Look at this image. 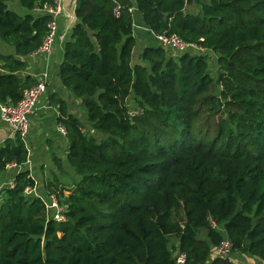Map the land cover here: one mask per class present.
Wrapping results in <instances>:
<instances>
[{"label":"trees","instance_id":"16d2710c","mask_svg":"<svg viewBox=\"0 0 264 264\" xmlns=\"http://www.w3.org/2000/svg\"><path fill=\"white\" fill-rule=\"evenodd\" d=\"M13 1L27 13L9 10ZM193 1L194 13L185 0H77L58 77L85 115L52 100L80 179L71 190L41 181L66 208L57 224L26 193L44 194L41 182L27 170L15 175L1 192L0 264H176L179 252L186 264H235L214 255L225 238L231 253L264 264V0ZM53 3L0 0V38L15 54H0V104H17L36 84L19 76L18 57L41 46L51 17L35 11ZM129 8L153 35L205 54L148 47L132 65ZM27 159L15 135L0 148V173Z\"/></svg>","mask_w":264,"mask_h":264},{"label":"crops","instance_id":"0c3cea01","mask_svg":"<svg viewBox=\"0 0 264 264\" xmlns=\"http://www.w3.org/2000/svg\"><path fill=\"white\" fill-rule=\"evenodd\" d=\"M130 1L135 5V0ZM7 6L9 8L8 3ZM193 6L196 10L194 1ZM131 15L133 16V36L136 39V46L132 52V65H136L141 64L139 57L144 49L156 47L158 43L155 35L144 26L142 16L135 8ZM77 22L75 18L61 12L57 19L58 30L50 54L40 56L30 54L27 57H18L25 63V69L19 73V76L23 79L28 76L35 82L45 79L46 91L39 99L36 109L30 117L29 131L24 142L28 151L27 162L21 166L10 164L4 173H0V193L8 188L9 183L20 171H29L31 176L40 182L44 181L46 174L47 176L53 175L50 178L58 182L60 178L57 177V174H63L71 169L66 161L68 140L63 126L58 124L59 108L54 104L52 97L55 96L63 100L67 104L70 114L83 117L81 100L73 98L71 92L61 85L58 77L59 66L63 60L64 45L70 40L72 27ZM130 104L133 102L131 101ZM14 137L13 130L0 121V148L6 140L14 139ZM40 191L47 193L44 186L40 188Z\"/></svg>","mask_w":264,"mask_h":264},{"label":"built area","instance_id":"2783aa9c","mask_svg":"<svg viewBox=\"0 0 264 264\" xmlns=\"http://www.w3.org/2000/svg\"><path fill=\"white\" fill-rule=\"evenodd\" d=\"M62 0H54L53 5H45L42 9H36V13L46 14L51 17L48 24V33L42 41L41 46L35 50L31 55L40 56L48 55L51 52L54 38L58 30L57 19L61 13ZM120 6L116 5L114 15L116 17L120 14ZM130 13L133 12V8H129ZM155 39L158 46L167 50L174 55L184 54H205V50L200 46L184 41L182 38L176 35H155ZM46 91V80L41 79L36 84L23 92L21 100L13 104H2L0 106V121L9 126L15 135H18L21 140L25 142L26 136L29 131L30 117L33 115L39 99L43 96ZM132 116L136 115V110L131 111ZM14 165V164H13ZM14 181L8 185L9 189L14 188ZM27 194H33L39 198L45 206L46 221H52L55 223H64L66 208L61 205L56 195L51 194L48 198L40 197V193L37 192L36 188H27ZM48 199V200H47ZM0 193V201H1ZM232 251V243L229 239L225 238L219 246L214 249V255L219 258L230 257ZM187 256L184 253L176 254V264H186Z\"/></svg>","mask_w":264,"mask_h":264},{"label":"rangeland","instance_id":"374dc122","mask_svg":"<svg viewBox=\"0 0 264 264\" xmlns=\"http://www.w3.org/2000/svg\"><path fill=\"white\" fill-rule=\"evenodd\" d=\"M203 1H208V0H203ZM8 4H9V8L8 9L13 11V12H15L19 16H23V15H25L27 13V11L25 9H23L20 5H18L17 1H14L13 3H8ZM195 7H196L195 11H197L198 4L196 2H195ZM0 54L4 55V56L13 55L14 54L13 47L9 46L1 38H0ZM209 55H210L209 56L210 72H211V74L213 76H215V71L217 69V59H218V57H217V55H214V54H211V53ZM0 106H1V104H0ZM134 110H136V108L132 105L131 111L134 112ZM83 112H84V115H85V111L84 110H83ZM82 121H83V119H82ZM86 129L88 130V126H87ZM4 172H2V173H4ZM52 176L53 175H51V176L48 175L47 176V174H46L44 177L48 178V179L44 178V182L46 184L49 183V182H52L53 186H55L56 188L62 186V187L67 188L68 190H71L73 188V186L75 185V183H77L78 180L80 179V177L77 175L75 169L72 168V167H71V169H69L68 171L64 172L63 174H60V175L57 174V177L60 178V181H58V182H56L53 179H51L50 177H52ZM42 182H41L40 186H38V187L41 188L45 184V183H42ZM73 193H74V191H73ZM68 195L69 194L67 192H65V196H68ZM40 197L48 198L49 197V193H45L44 192V194H40ZM176 244H177V240L170 239V247L174 246ZM229 259H230L231 262H233L235 264H263V263L259 262L258 260H256L255 258H252V257L246 258V257H244V256H242L241 254H238V253H232L230 255Z\"/></svg>","mask_w":264,"mask_h":264},{"label":"water","instance_id":"95a60500","mask_svg":"<svg viewBox=\"0 0 264 264\" xmlns=\"http://www.w3.org/2000/svg\"><path fill=\"white\" fill-rule=\"evenodd\" d=\"M77 0H62L61 7H62V13L66 16H71L72 18H75V7H76ZM185 11L189 13H194L195 8L193 6V0H185ZM154 13L156 16L163 18V15H161L157 9L154 8ZM77 20V19H76ZM77 24V23H76ZM74 24V26L76 25ZM73 26V27H74ZM72 27V28H73ZM88 33H90L89 30H87ZM75 192V191H74Z\"/></svg>","mask_w":264,"mask_h":264}]
</instances>
